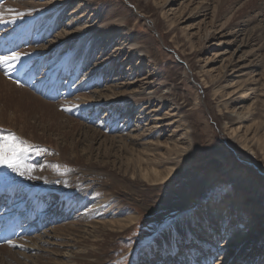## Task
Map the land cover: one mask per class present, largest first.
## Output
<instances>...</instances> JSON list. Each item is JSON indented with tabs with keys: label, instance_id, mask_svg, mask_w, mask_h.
I'll return each instance as SVG.
<instances>
[{
	"label": "rangeland",
	"instance_id": "obj_1",
	"mask_svg": "<svg viewBox=\"0 0 264 264\" xmlns=\"http://www.w3.org/2000/svg\"><path fill=\"white\" fill-rule=\"evenodd\" d=\"M19 1L23 3L17 6ZM9 7L25 15L15 23H0L1 32L8 30L0 39H13V33L19 30L18 37L22 34L28 37L22 39L25 40L20 44L22 48L8 42L0 44V55L10 51L29 53L12 73L18 76L20 68L32 63L24 79L30 71L61 77L60 69L67 65L74 74L82 72L80 82L86 87L79 88L76 99L80 100L69 102L70 106L82 105L75 116L62 110L73 120L76 129L70 131L69 127L61 128L70 120L66 116L57 118L64 122L59 127L55 118L50 119L51 112L32 110L26 101L21 103L23 92L15 88L22 86L0 67L6 87L14 89L9 90L8 97H0V124L13 128L0 126L3 127L0 137L15 133L34 148L47 150L40 154L26 152L25 163L32 166V173L24 176L16 173V178L28 184L37 177L38 183L47 186L42 185V196L34 197H42L41 201L37 199V205L48 195L47 198L67 200L65 204L59 202L63 205L61 212L71 205L55 227L72 225L75 232L74 237L63 232L62 237L60 233L57 236L55 224L50 226L52 218L45 221L47 226L40 231L36 222L41 218L37 216L38 220L32 223L31 238L41 245L31 247L34 251L23 256V261L27 258L25 264H164L160 262L162 259L170 264L171 259L158 258L161 236L167 231L175 233V244L187 248L184 255L196 247L199 251L196 259L200 263L204 251L198 240L209 234L198 208L205 209L209 223L216 219L217 224H211L218 230L229 228V233H233L235 224L239 227L241 223L252 227V231L256 230L252 235L258 242L251 240L247 246L261 242L262 248L246 261L256 262L264 255V232L257 233L264 227V151L256 143L258 137L264 141V0H0V10ZM33 7L36 13L30 16L28 10ZM136 48L140 51L133 54ZM48 59L52 61L50 65ZM114 85H125V92L112 97L117 99L114 102L88 98L85 94ZM26 91L31 90L26 88ZM245 94L246 99H242ZM68 97H60L55 105L64 106L67 99L73 98ZM39 99L48 101L53 111L61 109L51 100ZM125 115L129 118H124ZM37 121L41 123L38 125ZM232 128L237 129L235 134ZM93 133L98 134L97 140ZM244 141L253 147L254 153L244 147ZM67 143L78 145L77 156L65 147ZM89 143L96 151L88 159L82 149ZM155 154L162 158L161 171L172 169L178 173L157 181L144 179L138 172L133 174L137 167L129 159L140 155L148 159ZM90 159L101 161L98 164L106 168L90 170ZM66 161L74 166H68ZM40 168L49 172L45 170L40 176ZM4 169L0 168V176L14 174L10 171L3 174ZM69 171L88 188V202L78 195L80 187L70 185L72 176L68 179L69 186L60 183ZM48 175L52 176L49 180ZM64 187L79 198L71 194L64 196L66 199L60 197V193H66L59 190ZM46 189H49L47 196ZM225 204L234 205L221 208ZM13 205L16 207L15 200ZM28 210L23 209V213ZM116 216L135 220L123 228H110L115 235L103 246L101 230L106 231L105 227L109 228ZM83 223L86 227L81 228ZM93 225L94 228L88 229ZM179 226L185 230L179 231ZM96 228L97 232L93 233ZM91 229L92 236L87 234ZM214 234L217 233L210 236ZM28 236L14 238L11 244L6 242L2 250L9 252L28 246L31 243ZM86 237L89 242L85 241ZM94 248L100 254L98 262H89L85 255ZM220 248L223 249L222 244L216 249ZM226 249L229 252L232 247ZM244 250L233 251L227 259L229 262L224 264H243L245 253L249 252ZM215 254L218 255L214 264H222L225 256ZM94 257L90 258H97Z\"/></svg>",
	"mask_w": 264,
	"mask_h": 264
},
{
	"label": "bare ground",
	"instance_id": "obj_2",
	"mask_svg": "<svg viewBox=\"0 0 264 264\" xmlns=\"http://www.w3.org/2000/svg\"><path fill=\"white\" fill-rule=\"evenodd\" d=\"M23 2L22 1H19V2H17L16 3V5L18 4H22ZM17 5V6H18ZM20 6V5H19ZM248 6H249V4H248ZM245 7H247V6H245ZM29 9V8H28ZM245 10V9H244ZM244 10H242V11H244ZM29 11V13L28 14H30V16H32L34 13H36L35 11L36 10H34V7L33 8H31V9H29L28 10ZM34 11V12H33ZM62 13H64V10L62 11ZM36 17H33V19H35ZM46 30H51L52 31V29H46ZM60 34V33H59ZM19 35V34H18ZM96 36H98L99 37V35H96ZM58 38V37H57ZM55 39V38H54ZM55 40H57V39H55ZM90 41V40H89ZM89 43V42H88ZM99 44V43H98ZM50 45H52V44H50ZM96 45H97V43H96ZM137 49V48H136ZM138 51H140L139 49H137V50H135V51H133L132 53L133 54H135V53H138ZM83 55H84V53H82V57H83ZM23 63V62H22ZM2 71H0V97L2 96V97H8L7 95H9V90H14V89H11V87H6L7 86V84L4 82V80H3V76H2ZM252 77H254V75L252 76ZM95 80H97V79H95ZM253 81H255V80H253ZM7 82V81H6ZM241 82V81H240ZM99 83H100V81H99ZM99 85V84H98ZM118 86H120V85H114V86H110L109 88H107V89H101V90H94V92H91L89 89V91H87V92H85V94H88V95H86L88 98L89 97H91V98H93V97H95V98H101V99H103L104 98V100H107V101H116L117 99L115 98V99H113L112 97L113 96H119L120 94H122V92H125V90H123L124 88H125V85L124 86H121V87H118ZM120 88H122V90L121 91H119V89ZM128 88V87H127ZM118 89V90H117ZM21 90H22V92H23V95L24 96H21V100H20V102L21 103H23L24 101H26L27 102V105L28 106H30V107H32V110H35L36 108H38L39 110H41V111H43V112H46L47 114L49 113V112H51L52 114L50 115V119L51 120H53L54 118H55V120H57V118L58 117H63V116H68V115H64V111H62V110H59L58 108V110L56 111H53V107H51L52 105L48 102V101H41L39 98H43L42 96H39V95H36V94H34L33 92H31L30 90V92H27L26 91V88H15V91H18V92H21ZM235 91V90H234ZM85 94H83L82 96H84ZM244 94V93H243ZM12 95V94H11ZM27 96H30V98H28ZM246 97H247V94H245V95H243L242 96V99H246ZM85 98V97H84ZM1 99V98H0ZM4 99V98H3ZM13 99V98H12ZM44 99V98H43ZM8 100V99H7ZM46 100V99H45ZM82 100V99H81ZM2 101V100H1ZM12 101V100H11ZM17 101V100H16ZM83 101V100H82ZM87 101H89V100H87ZM5 102V101H4ZM3 102V103H4ZM93 102V101H92ZM100 102H102V101H100ZM52 103V102H51ZM98 103H99V101H98ZM116 103V102H115ZM8 104V103H7ZM54 105L56 104V103H53ZM90 103H88V105H89ZM102 104V103H101ZM24 105V104H23ZM51 105V106H50ZM107 105V104H106ZM56 107H58L59 105L57 104V105H55ZM86 106V105H85ZM5 107H6V105H5ZM8 107V106H7ZM13 107V106H12ZM24 107V106H23ZM51 107V108H50ZM35 108V109H34ZM249 108V107H248ZM247 108V109H248ZM8 109V108H7ZM95 109V108H94ZM134 110V109H133ZM1 111V110H0ZM37 111V110H36ZM96 111V110H95ZM5 112V111H4ZM20 112V111H19ZM40 112V111H39ZM45 113V114H46ZM97 113V112H96ZM15 114V113H14ZM23 114V113H22ZM35 114V113H34ZM16 115V114H15ZM36 115V114H35ZM19 116V115H18ZM21 116V115H20ZM55 116V117H54ZM45 117H48V115H46ZM53 117V118H52ZM124 118H129V116L128 115H125V117ZM23 119H25V118H23ZM67 119H70V120H68L69 122H68V124L67 125H63V123L61 122V120H57V124H58V126L59 127H61L62 125H63V127H61V128H66V127H69L70 128V131H72V129H76V128H74V126H72V122L71 121H73L72 119H71V117H67ZM254 120V119H253ZM18 121V120H17ZM27 121V123H30V121H28V120H26ZM47 121V120H46ZM56 122V121H55ZM37 123H38V125L41 123L40 121H37ZM37 123H35V125L37 124ZM62 123V124H61ZM34 124V123H33ZM228 124V123H227ZM29 126H30V124H28ZM55 125V124H54ZM0 126H3V127H8V128H10V129H13L12 128V126H9V125H3V124H0ZM24 126V125H23ZM2 127V128H3ZM2 128H0V129H2ZM24 128V127H23ZM30 128V127H29ZM55 128V127H54ZM229 129H231L230 127H229ZM1 131V130H0ZM5 131V130H4ZM237 131V129H235V128H232V134H235V132ZM19 132H21V131H19ZM75 132V131H74ZM94 132H97V131H94ZM2 133V132H1ZM0 133V134H1ZM21 133H23V132H21ZM24 134V133H23ZM5 136V135H4ZM91 136H86V138H90ZM92 137H94V139H98V134H95V133H93L92 134ZM91 139V138H90ZM263 139V138H262ZM255 140V139H254ZM256 143H258L257 145L260 147V150H262V151H264V141H262L259 137L256 139ZM65 147L66 148H69L70 150H71V152H72V154L74 155V154H76L77 153V149H78V145H73V144H66L65 145ZM244 147L245 148H247V150L248 149H250L249 151H253L254 149H253V147H250L249 146V144H248V142L247 141H244ZM95 149H94V147H93V144H91V143H89V144H86V147L85 148H83L82 149V152L83 153H85V154H88V159H89V154H94V152L96 151H94ZM253 153H254V151H253ZM76 156H77V154H76ZM62 157V156H61ZM66 157H68L67 155H66ZM95 157L97 158V160H98V155H96L95 154ZM63 158L64 159H67V158H65L64 156H63ZM76 158V157H75ZM139 158H140V160L141 161H145V162H147L146 163V165H141V162H140V160H139ZM139 158L138 157H136V156H134V157H132L131 159H129L131 162L130 163H134L135 165H136V167H137V169L136 170H134L133 171V174L135 175L136 174V172H138V173H140V175H141V177L142 178H144V179H147V180H152V181H157V180H161V179H164L166 176H170V175H174V174H177L178 172H175V171H172V169H169V171H161L160 169H159V165H160V163H162V161H159V160H161L162 158L161 157H159L158 155H152V156H150L149 155V158L148 159H143L142 158V155H140L139 156ZM93 159V158H92ZM92 159H90V165L88 166V168L90 169V170H93V169H103V168H106L105 166H102V165H104V164H102V165H100V164H98V162H101V161H94L93 162V160ZM78 161V160H77ZM89 162V161H88ZM115 162V161H114ZM113 162V164L115 165L116 163H114ZM59 163V162H58ZM65 163V162H64ZM66 163H69V165L68 166H70V167H73L74 166V164L73 163H71L70 161H66ZM88 164V163H87ZM61 165V164H60ZM50 166V165H49ZM57 166V165H56ZM41 167V166H40ZM115 167V166H114ZM44 168V167H43ZM43 168H40L39 170H38V172H39V174H40V176H43L44 175V173L43 172H45V170H47L48 171V169L47 168H45V169H43ZM119 168H120V166H119ZM59 169V168H58ZM61 169V168H60ZM77 169V168H76ZM80 169V168H79ZM114 169V168H113ZM135 169V168H134ZM87 170V169H86ZM46 171V172H47ZM78 171V170H77ZM84 171V170H83ZM82 171V172H83ZM9 172V171H8ZM7 172V173H8ZM49 172V171H48ZM71 171H69V173L68 174H66L65 176H64V181L63 182H60V183H62L63 184V186H69V178L71 177V180L70 181H73V183L72 184H70V185H75L76 186V188L77 187H80L79 188V191H80V193H78V195L80 196V198L81 199H83L84 200V198L86 199V194L88 193V188H86L85 187V185L83 186V184H82V182H81V180H75V173H70ZM132 172V171H131ZM3 173V172H2ZM5 173V172H4ZM3 173V174H4ZM31 173H32V171H31ZM52 173V172H51ZM51 173H49V174H51ZM115 174L114 175H118L116 172H114ZM9 174V173H8ZM13 174V173H12ZM11 174V175H12ZM132 174V175H133ZM6 175V174H5ZM4 175V176H5ZM19 175V174H18ZM7 176V175H6ZM36 176V175H35ZM27 178V177H26ZM47 179L48 178H52V176L51 175H48L47 177H46ZM43 179V178H42ZM170 179V178H169ZM28 180H30L29 178H28ZM49 180V179H48ZM76 181V182H75ZM41 182V181H40ZM67 183H69V184H67ZM16 186V185H15ZM17 187H20V186H16V188ZM89 187V186H88ZM60 188V187H59ZM19 190H22V191H24L25 189L27 190V193H26V195L24 196V197H22V198H20L19 196H18V198L17 197H15L14 198V200H15V203H16V207H19V206H22L23 208L22 209H29L28 210V213L30 214V215H32V214H34L35 216L34 217H39V219L40 218H44L45 216H47L46 214L47 213H49V212H52L55 208H57L58 207V205H60L56 200L57 199H55V200H49V201H46V200H44V198H43V201H42V203L40 204V205H37V197H38V195L40 194V196H42L43 194H42V190L44 189L43 187H42V183H38V178L36 177V179H33L32 181H28V184H26V185H24V186H22V187H20V188H18ZM65 189V187L64 188H62V189H59L61 192L62 191H66V193H64L63 192V194L62 193H60L59 195H61L60 197H63V198H65L64 196H66L67 194L69 195V194H71V195H74L75 197H77V198H79V196L78 195H75V194H73L71 191H68V190H64ZM2 190H5V187L4 186H2L1 184H0V198H2L3 196H1V195H3L2 194ZM49 190V189H48ZM45 191V190H44ZM52 191V190H51ZM57 191V190H56ZM50 192V191H49ZM87 192V193H86ZM36 194H38V195H36ZM45 194V193H44ZM52 194V193H51ZM35 196H37L36 198H34ZM49 196V195H48ZM74 196H73V198L72 199H74ZM69 197V196H68ZM89 197V196H88ZM17 198V199H16ZM42 198V197H41ZM53 198V197H52ZM76 198V199H77ZM66 199V198H65ZM243 198L241 197L239 200H242ZM13 200V201H14ZM39 200V199H38ZM42 200V199H41ZM55 201V202H54ZM64 201H67V200H64ZM69 201V200H68ZM71 201V200H70ZM86 201H87V199L86 200H84V202L86 203ZM92 201V200H91ZM34 202V203H33ZM76 202V201H75ZM75 202H74V207H75ZM88 202V201H87ZM235 203H237L236 201H234ZM28 203H30V205H32V207L31 206H27V204ZM38 203H40V202H38ZM61 203V202H60ZM72 203V202H71ZM89 204V203H88ZM37 205V206H36ZM46 205H47V208L44 210V208L46 207ZM56 205H57V207H56ZM71 205V204H70ZM70 205H66V207H65V209L63 210L64 212H66L67 211V209H68V207L70 206ZM227 204H225L224 205V207H221V208H224V209H229V208H232L233 207V205L234 204H232L231 206L229 205V206H226ZM26 206L28 207V208H26ZM237 205H235V207H236ZM15 207V208H16ZM61 208H63V205L58 209V211H60V209ZM72 209V208H71ZM240 209V208H239ZM14 210V209H13ZM19 209L17 208V209H15L14 211H12V214H14V213H16L17 211H18ZM44 210V211H43ZM198 210V213L200 214V216H201V218H203V220L205 221V226H206V232H208V234L209 235H205V237L203 238V239H201V240H198L200 243H201V246L203 247V251H204V254H206V255H208V257H204V260H202V261H200V263L199 262H197V260L198 259H196V254L199 252V251H197V249H196V247H194L193 249H189L188 250V252L186 253L185 252V254L186 255H184L183 254V251H186L187 250V248H183V247H180V245H178L177 243L175 244V240H174V234L175 233H173V232H171V231H167V232H165V233H163V235L161 236V243H162V250H161V256L160 257H158L159 259H162V258H167V259H171L170 260V264H204L208 259L209 260H211V262H212V259H214L215 258V253H219L220 255H223V256H225V261L222 263V264H224V263H227V262H229L227 259L230 257V255L231 254H233V251H237V252H243V250L246 248L249 252H246L245 253V255H246V257H245V259L243 260V264H264V255L263 256H261L256 262H252V263H248L247 261H246V259H249V257L250 256H253V253L255 252V251H257V250H259L260 248H262L261 247V245H260V243L258 244V245H256V243L258 242L257 240H256V236L255 235H252L253 233H255L256 234V230L255 231H252V227H250V226H247V225H245L244 223H241L240 224V226L238 227V224H235L236 225V227H235V229H234V232L233 233H229V228H227V230H225L224 228H219V230L217 229V228H213V225L212 224H217V221H216V219L214 218V220L211 222V223H209V218L207 217V215H206V212H205V209L204 208H198L197 209ZM240 210H242V212H244L245 211V208H243V209H240ZM74 211V210H73ZM72 211V212H73ZM24 212V211H23ZM64 212H62V213H64ZM71 214V213H70ZM92 216V215H91ZM119 216V215H118ZM257 216H259V215H257ZM223 217H225L226 218V216H223ZM48 218H51V217H48ZM217 219H219L218 217H216ZM227 218H228V215H227ZM38 220V219H37ZM135 220V218L134 217H130V218H128L127 220H123V219H121V218H119V217H115L114 219H112L111 221H110V223H109V228H107V227H105V230L107 231H104L103 229L101 230L102 231V235L101 236H103V239H102V245L104 246H107V244L109 243V241L107 240V239H109V238H111V236H114L115 235V232H114V230H110V228L111 229H116V228H123L125 225H128L130 222H132V221H134ZM239 220H240V218H239ZM239 220H238V222H239ZM48 221V220H47ZM35 223V222H34ZM37 223V222H36ZM63 223V222H62ZM108 223V222H107ZM14 224H15V222H14ZM13 224V225H14ZM56 224H58V223H56ZM54 225L53 227H57V225ZM7 225V224H6ZM234 225V226H235ZM5 226V225H4ZM233 226V227H234ZM50 227V226H49ZM53 227H51V228H53ZM55 227V228H56ZM71 227H72V225H66V224H62V225H60L59 224V226H58V228H53L54 229V231H55V233H56V235L58 234V233H60V236L62 235V232L64 233V234H66V235H73L72 237H74V235H75V232L71 229ZM84 227H86V223H83L82 224V227L81 228H84ZM91 227H93L94 228V225L93 226H90V227H88V229L89 228H91ZM232 227V228H233ZM46 228V227H45ZM92 228V229H93ZM240 228V229H239ZM92 229L90 230V233H87V234H89L90 236H92V234H91V231H92ZM98 228H96V229H94L92 232L94 233V232H97L96 230H97ZM39 230V229H38ZM183 230H185V227L184 228H182L181 226H179V231H183ZM50 232V229H46V232ZM53 231V230H52ZM52 231H51V233H52ZM99 231V230H98ZM232 231V230H231ZM37 232V231H36ZM211 232H213V233H217V234H219V235H217V234H214V236H210V235H212L213 233H211ZM258 232H264V227L263 228H259L258 230H257V233ZM37 233H39V232H37ZM27 235H29V233L27 234ZM27 235H25V236H27ZM47 235V234H46ZM43 236V235H42ZM58 236V235H57ZM46 237V236H45ZM48 237V236H47ZM62 237V236H61ZM28 238V240L31 242L30 244H27L28 246H22L19 250H11V251H6V250H2L3 249V246L4 245H6V243H4L3 245L2 244H0V264H8L7 262H12L11 260H13V262L14 261H16V263L17 264H25V263H27V258H25V260L23 261V256H25V254L27 253V252H32V251H34L33 250V248H31V247H35V246H40L39 244H38V242H34V240H36V238H34V240L31 238V236H28L27 237ZM30 238V239H29ZM48 239V238H47ZM56 239H57V237H56ZM71 239V238H70ZM52 240V239H51ZM186 240V239H185ZM188 240V239H187ZM251 240H256V243L254 244H252L251 246H247V245H249V244H247V242H250ZM85 241L86 242H89L90 241V239H88V237H86L85 238ZM53 242V241H52ZM66 242H68V240L66 241ZM98 243H99V241H97ZM186 242V241H185ZM58 243V242H57ZM69 243H71L70 241H69ZM67 244V243H66ZM223 245V249L222 248H220L219 250L218 249H216L217 248V245ZM57 245V244H56ZM69 245V244H68ZM89 245H91V244H89ZM182 246H184V244L182 245ZM227 246H231L232 247V249H230V251L228 252V251H226L227 249ZM47 247V246H46ZM52 247V246H51ZM54 247V246H53ZM248 247V248H247ZM86 248H88V246H86L84 249H86ZM181 248H183V249H181ZM42 249V248H41ZM46 249V248H45ZM211 249V250H210ZM39 250V249H38ZM92 249H90L89 250V252L85 255L86 256V258H88L87 260L90 262V261H94L95 260V262H98L97 260H98V257H99V253L98 252H95L94 250H95V248L91 251ZM220 250H222V252H220ZM223 250H224V252H223ZM46 251V250H45ZM51 251H52V249L51 250H49L48 252L49 253H51ZM245 251V250H244ZM43 252V251H42ZM105 252H106V250H105ZM104 252V253H105ZM236 252V253H237ZM36 254H37V252H35ZM34 253V254H35ZM38 253H40V252H38ZM46 253V255L47 254H49V253H47V252H45ZM45 253H43V254H45ZM241 254V253H240ZM239 254V255H240ZM50 255V254H49ZM93 255H96V257H94V258H96V259H91L90 257H92ZM244 255V254H243ZM38 257L39 256H41V255H37ZM36 256V257H37ZM51 256V255H50ZM155 256L157 257V256H159V255H157V253H155ZM41 257H44V258H47V257H45V256H41ZM242 257V256H241ZM40 258V257H39ZM181 258V259H180ZM38 259V258H37ZM90 259V260H89ZM153 259V258H152ZM19 260V261H18ZM52 260V259H51ZM47 261V260H46ZM6 262V263H5ZM25 262V263H24ZM50 262V261H49ZM150 262V261H149ZM160 262H162V263H164L165 264V262H166V260H160ZM36 263H37V260H36ZM11 264H13V263H11ZM86 264V263H85Z\"/></svg>",
	"mask_w": 264,
	"mask_h": 264
},
{
	"label": "snow or ice",
	"instance_id": "obj_3",
	"mask_svg": "<svg viewBox=\"0 0 264 264\" xmlns=\"http://www.w3.org/2000/svg\"><path fill=\"white\" fill-rule=\"evenodd\" d=\"M6 14L8 15L7 20H5ZM24 15L25 13L17 11L14 8H5L0 10V23H15L16 20L23 18ZM28 55L29 53L19 51H10L7 54L0 55V67L4 68L5 75H9L21 61L22 57ZM81 107L82 105L72 104L71 107L63 108V110L71 111L72 109H79ZM30 150L36 151L37 154L47 151L46 149L34 148L27 141L16 136L15 133L0 137V167L10 169L21 176L30 173L33 170L32 166L25 163V153ZM8 243L11 244L13 242L8 241Z\"/></svg>",
	"mask_w": 264,
	"mask_h": 264
}]
</instances>
